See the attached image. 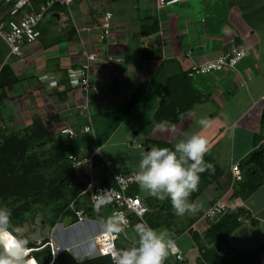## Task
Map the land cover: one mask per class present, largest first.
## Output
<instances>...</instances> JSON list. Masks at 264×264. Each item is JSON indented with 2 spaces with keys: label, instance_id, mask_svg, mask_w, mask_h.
I'll return each mask as SVG.
<instances>
[{
  "label": "crops",
  "instance_id": "1",
  "mask_svg": "<svg viewBox=\"0 0 264 264\" xmlns=\"http://www.w3.org/2000/svg\"><path fill=\"white\" fill-rule=\"evenodd\" d=\"M107 11L113 13L112 29L100 40ZM84 27L90 28L78 30ZM39 29L40 37L24 47L22 56L12 54L0 36V121L5 125L0 145L5 139L22 141L10 155L22 152L24 162L38 156L54 167L61 157L67 156L70 165L69 154L87 150L82 157L92 161L74 169L82 175L72 184L107 185L113 173L122 172L112 170L98 156L101 151L134 148L138 164L128 171L135 172L141 153L153 146L173 148L186 135H203L210 142L204 159L214 171L200 174L198 190L189 197L198 211L177 216L169 199L149 195L143 198L149 206L144 222L168 230L189 264H257L264 256V163L248 159L264 149V0H182L167 6L158 0H73L50 9ZM237 46L246 47L247 54L236 67L189 75L194 64ZM85 49L98 56L90 78L99 93L70 82ZM205 116L208 128L196 122ZM162 121L170 127L161 129ZM65 126L73 127L75 136L62 134ZM234 163L240 164L242 180H235ZM217 198L228 204L226 215L248 222L238 220L224 235L223 226L205 216ZM81 204L67 207L85 209L82 221L76 213L55 209L54 224L32 219L26 235L62 246L52 261L65 251L61 264H113L91 241L104 231L106 220L91 216ZM130 220L116 249L136 243L133 228L142 221L133 214ZM165 264L181 263L170 255Z\"/></svg>",
  "mask_w": 264,
  "mask_h": 264
},
{
  "label": "clouds",
  "instance_id": "2",
  "mask_svg": "<svg viewBox=\"0 0 264 264\" xmlns=\"http://www.w3.org/2000/svg\"><path fill=\"white\" fill-rule=\"evenodd\" d=\"M196 122L202 128L211 124L206 116ZM159 127L168 129L170 125L162 121ZM209 150V140L198 133L186 135L173 148L153 146L141 153L135 181L151 197L159 201L169 199L177 216L195 214L198 205L189 197L198 190L200 174L214 171V165L204 159ZM109 202L105 196L97 195L94 207L98 210ZM11 217L8 207H0V264H36L34 259L28 258L32 252L29 240L13 227ZM127 223L125 217L116 212L104 222V231L118 237ZM133 230L136 243L112 250L113 264H165L169 256L175 254V241L168 230L153 228L146 222L135 224Z\"/></svg>",
  "mask_w": 264,
  "mask_h": 264
},
{
  "label": "built area",
  "instance_id": "3",
  "mask_svg": "<svg viewBox=\"0 0 264 264\" xmlns=\"http://www.w3.org/2000/svg\"><path fill=\"white\" fill-rule=\"evenodd\" d=\"M182 0H158L160 6H167L180 2ZM73 0H44L40 4L35 5L34 0H0V3L8 9V17L0 21V36L5 40L9 46L10 52L17 56H22L24 47L31 45L37 41L40 37L41 31L39 24L44 18L45 14L55 7L56 5L69 6ZM112 18L113 13L110 11L105 12L100 22V40H105L111 33L112 29ZM90 27L78 28V30H89ZM85 60L81 63V66L74 70L70 76L71 84L80 86L87 93L94 91L99 93L97 87L92 83L90 78L91 63L98 59V56L94 52H90L87 49L84 50ZM247 49L244 46H237L230 51L222 52L218 57L210 59L204 63L194 64L191 67L189 75L192 77L208 74L216 70H222L226 67L234 68L238 63L246 57ZM262 100L264 101V92L262 94ZM84 109L88 108V103L83 105ZM91 118H89L90 120ZM0 127L3 128L5 125L0 121ZM85 130H91L90 125L85 126ZM62 134L69 135L70 137L75 136V129L71 126H65L61 129ZM70 164L73 169H81L87 163L92 161V157H82L76 154H69L68 156ZM232 171L235 174V180H242L241 168L239 163L232 165ZM135 172L130 173H113L112 182L107 185L91 183L89 185L90 197L92 201V207L95 205V198L97 195H103L109 199L107 205L113 208L112 215L116 212L122 214L127 220V225L130 224V214L135 215L142 222H144L146 214L149 212V206L143 198L133 190V187L137 186L135 181ZM106 205V206H107ZM104 207V206H103ZM102 208V207H101ZM229 210V206L221 198H217L214 203L207 209L205 216L214 222L219 221ZM76 216L80 221L87 217L85 209L80 208L76 210ZM241 222H248L246 218H238ZM117 237L102 231L92 237L91 241L97 248L98 254L101 256H110L112 250L116 249ZM43 240H32L37 246L31 248L32 251L35 249L42 248ZM51 247L52 259H54L59 252L64 248L59 244L55 243L54 240L49 239L46 241ZM175 254L173 256L181 264H189L181 251V249L175 243ZM55 253V254H54ZM112 259V258H111ZM166 263V261H165ZM209 264V263H206ZM257 264H264V256L261 257Z\"/></svg>",
  "mask_w": 264,
  "mask_h": 264
},
{
  "label": "rangeland",
  "instance_id": "4",
  "mask_svg": "<svg viewBox=\"0 0 264 264\" xmlns=\"http://www.w3.org/2000/svg\"><path fill=\"white\" fill-rule=\"evenodd\" d=\"M7 17L8 9L4 6V4L0 3V21L6 19ZM1 44H3V42H1ZM73 141L76 142L75 139ZM108 151H113V154L101 151L98 156L101 155L102 158L107 159V162L112 165V170L120 171L123 173L130 172L128 170L136 169L134 167L138 164L139 156L137 155L134 148H129V150H125L124 148L120 151H114L111 147L110 149H108ZM84 152L88 154L87 150H82V154L80 156L84 155ZM40 161V157L35 156L34 160L31 159L28 162L26 159L25 163L29 164L31 162L28 166L35 167V170L32 172V175L33 173L37 172V174L35 175L36 179L34 178V180H31L29 183L33 184L35 183V180L41 179L43 181V185H45L44 188L42 187L41 190H34L32 191V193L27 195L24 194L23 196L18 197V199L12 197L13 199L11 198L10 200H8L10 208H16L14 210H17V212L21 215L20 217L24 221L23 225H20L18 223L15 224V228H18L20 230V233L25 238L30 240L27 236L28 234L26 235V233H28V226L32 224V219L36 221V218L38 217L37 221H39L41 218L42 220H44V222L47 221L50 224L55 219V209L58 210L60 207L68 206V204H66V200L69 201L71 206L76 204H73V202H76V200H82L81 202L83 204H81V206L84 205V207L90 209V215H94L98 219L106 220L108 217L112 216L113 208L111 206L107 205L97 210L92 207V201L90 197L91 193L89 194L86 192L83 195L79 194L81 192V189H79L78 185L76 186L72 183H74L75 180L80 179L82 173H76L74 174V176L72 175L73 172L79 170H74L71 164L69 165V163L67 162V156L61 157L58 165H55L56 167L51 165L49 162L46 164V162L41 163ZM23 168L25 167H23L22 164H19L18 171L22 172ZM30 175L31 174H29V178L31 177ZM65 178L66 180H63ZM63 181H65V183L60 185V183ZM133 190L137 191V193L142 198L149 196V194L146 191L142 190L139 185L133 187ZM62 191H65L63 193L64 195L62 194ZM0 207H2L1 204ZM33 224V226L38 225L36 223Z\"/></svg>",
  "mask_w": 264,
  "mask_h": 264
},
{
  "label": "trees",
  "instance_id": "5",
  "mask_svg": "<svg viewBox=\"0 0 264 264\" xmlns=\"http://www.w3.org/2000/svg\"><path fill=\"white\" fill-rule=\"evenodd\" d=\"M263 119H264V113H263ZM22 141H19L17 144H12L10 140L5 139L3 143L0 145V204L2 207L6 206L8 207L11 212H12V225L15 228V224H20L23 225L24 221L20 217L21 215L17 212V210H14L16 208H10L8 204V200H10L12 197L15 199H18V197L23 196L24 194H30L34 190H41L42 187L44 188L45 185H43V181L35 180V183H29L31 180L36 179L35 175L36 173L32 172L35 170V167H29L28 164L24 162V158L26 157L25 155L22 154V152H19L18 155H10L9 153L12 152L14 149L21 147ZM34 159L35 157H30ZM257 164H262L264 163V149L263 150H258L252 153L250 158L248 159V162L255 161ZM19 164L25 168H23L22 172L18 171L19 169ZM29 174H31L29 178ZM76 173H72L74 176ZM71 175V176H72ZM42 177V174H41ZM63 180H66L63 179ZM244 180V178H243ZM28 181V182H27ZM39 181V182H36ZM65 183V181L61 182L60 185ZM89 182L86 181L83 183V185L79 186V189H81V192H89ZM58 189V188H57ZM88 189V190H87ZM65 191H62V194ZM137 192V191H136ZM64 195V194H63ZM12 198V199H13ZM66 204H69V201L66 200ZM79 200H76V205L78 207ZM81 202V201H80ZM58 211H61L63 215H65V212L70 213L71 208L68 209V207H60ZM73 214L75 211H71ZM61 213V214H62ZM238 217L236 214H228L224 215L222 221H217L215 225H222L223 226V234L228 235L238 224L240 223L238 221ZM38 218V217H37ZM36 218V219H37ZM24 219V217H23ZM49 219V218H48ZM221 220V219H220ZM56 220L54 219L51 223H55ZM46 239L45 241L42 242V248L35 249L31 252V254L38 260L39 264H61V259L65 255V251L60 254L54 261H52V254H51V247L46 244ZM29 247L30 248H36L39 247L34 241L29 242Z\"/></svg>",
  "mask_w": 264,
  "mask_h": 264
},
{
  "label": "bare ground",
  "instance_id": "6",
  "mask_svg": "<svg viewBox=\"0 0 264 264\" xmlns=\"http://www.w3.org/2000/svg\"><path fill=\"white\" fill-rule=\"evenodd\" d=\"M28 258H30V259H34V260L36 261V264H39V263L37 262V260L35 259L34 256H33V258H31L30 256H29Z\"/></svg>",
  "mask_w": 264,
  "mask_h": 264
},
{
  "label": "water",
  "instance_id": "7",
  "mask_svg": "<svg viewBox=\"0 0 264 264\" xmlns=\"http://www.w3.org/2000/svg\"><path fill=\"white\" fill-rule=\"evenodd\" d=\"M44 234V233H43Z\"/></svg>",
  "mask_w": 264,
  "mask_h": 264
}]
</instances>
